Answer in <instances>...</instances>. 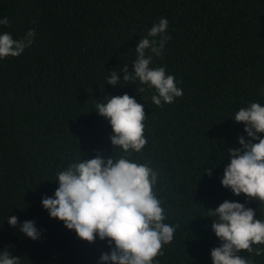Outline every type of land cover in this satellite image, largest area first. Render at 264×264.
I'll list each match as a JSON object with an SVG mask.
<instances>
[{
	"label": "trees",
	"instance_id": "obj_1",
	"mask_svg": "<svg viewBox=\"0 0 264 264\" xmlns=\"http://www.w3.org/2000/svg\"><path fill=\"white\" fill-rule=\"evenodd\" d=\"M5 16L12 26L0 33L20 39L34 29L36 36L21 56L0 59V253L19 264H101L107 240L80 239L42 199L54 197L57 173L80 158L125 155L95 107L124 94L147 115V144L127 156L158 173L153 191L164 222L176 227L159 264H213L211 250L222 242L208 210L226 200L264 221V202L222 185L229 150L242 147L241 136L250 139L235 113L251 102L264 106V0H0ZM161 18L171 39L150 67L174 75L184 95L157 106L154 88L123 73L115 86L107 78L125 64L132 70L138 43ZM24 221L35 222L39 240L20 231ZM251 258L264 264V255Z\"/></svg>",
	"mask_w": 264,
	"mask_h": 264
},
{
	"label": "clouds",
	"instance_id": "obj_2",
	"mask_svg": "<svg viewBox=\"0 0 264 264\" xmlns=\"http://www.w3.org/2000/svg\"><path fill=\"white\" fill-rule=\"evenodd\" d=\"M168 25L167 18L154 24L135 49L138 58L132 70L125 64L110 73L107 83H120V73L124 81L139 80L155 89L151 100L157 106H162V102L172 104L182 97L184 91L177 87L174 75L167 74L164 67H150L153 57L161 56L171 39ZM11 26L7 16L0 19V27ZM35 36L34 29L20 39H14L9 31L0 33V59L21 56L32 46ZM95 107L111 124L113 146L121 148L125 155L119 159L98 155L71 163L57 173L59 187L54 197L42 199V205L50 217L62 221L80 239L89 243H94L97 236L101 241L107 240L110 252L101 255V264H159L156 258L173 241L176 227L164 222V208L153 191L158 173L149 163L138 164L127 156L141 152L147 144L144 107L128 94L110 97ZM234 120L245 124L244 131L250 139L246 141L241 136L242 147L229 150L231 162L225 168L222 185L236 196L243 193L249 200L264 202V138L259 135L264 134V106L251 102L235 113ZM205 171L212 175V169ZM208 217L213 218L212 229L222 242L211 250L213 264H255L251 256L264 255V248L254 247L264 245V221L255 218L254 209L226 200L218 208L208 210ZM8 223L16 227L18 217L12 216ZM20 231L34 241L42 235L34 221H24ZM242 251L251 255L242 257ZM19 261L8 251L0 253V264Z\"/></svg>",
	"mask_w": 264,
	"mask_h": 264
}]
</instances>
